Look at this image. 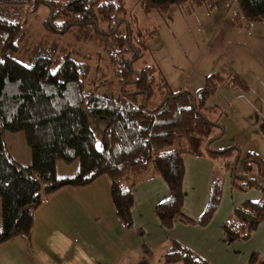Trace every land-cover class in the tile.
<instances>
[{
    "label": "trees",
    "instance_id": "trees-1",
    "mask_svg": "<svg viewBox=\"0 0 264 264\" xmlns=\"http://www.w3.org/2000/svg\"><path fill=\"white\" fill-rule=\"evenodd\" d=\"M214 1L143 0L141 17L125 0H0V244L30 239L33 211L49 194L102 175L111 181L116 215L126 227H132L134 187L156 176L170 190L169 198L155 206L161 225L194 223L183 212L184 159L198 155L202 145L208 157L227 160L234 187L262 190L259 200L243 201L222 224L230 242L250 237L264 221L259 181H264V159L248 151L238 172L242 152L237 144L211 148L224 127L209 118L214 108L207 105L223 86L246 92L248 83L235 71H222L205 76L196 92H174L147 48L158 28L154 11L166 15L177 6L190 15ZM235 2L238 28L264 23V0ZM93 125L101 129L99 144ZM213 128L217 132L211 134ZM6 130L23 132L29 165L11 155L3 140ZM58 160H77L79 173L59 178ZM221 196L216 177L199 224L211 221ZM178 261L208 264L172 240L165 262ZM247 264H264V259L254 253Z\"/></svg>",
    "mask_w": 264,
    "mask_h": 264
},
{
    "label": "crops",
    "instance_id": "crops-1",
    "mask_svg": "<svg viewBox=\"0 0 264 264\" xmlns=\"http://www.w3.org/2000/svg\"><path fill=\"white\" fill-rule=\"evenodd\" d=\"M238 11L235 0H216L195 8L190 15L172 6L166 15H157L158 28L147 48L174 92H196L205 76L214 72L235 71L242 76L250 87L248 91L223 86L207 102L224 127L223 135L210 147L222 150L237 144L242 152L240 160L248 151L264 159V23L238 28ZM208 159L200 151L184 159L183 190L190 192L189 165L195 182V214L204 211L210 196L213 175ZM30 160L26 158L21 164L29 165ZM73 163L58 160L57 176L77 175L79 166ZM110 186L109 177L102 175L88 185L64 186L49 194L33 211L30 239L14 237L0 244V264H154V252L166 251L172 240L202 256L183 239L188 228L182 222L166 229L158 220L155 206L170 196L162 177H146L134 187L132 227H126L116 215ZM262 196L263 192L259 199ZM233 208L222 212L216 209L210 227L223 224ZM183 209L185 215L195 217ZM249 242L248 255L254 252L264 257V221L245 239Z\"/></svg>",
    "mask_w": 264,
    "mask_h": 264
},
{
    "label": "rangeland",
    "instance_id": "rangeland-1",
    "mask_svg": "<svg viewBox=\"0 0 264 264\" xmlns=\"http://www.w3.org/2000/svg\"><path fill=\"white\" fill-rule=\"evenodd\" d=\"M125 1H126L127 7L132 12L137 13V15L141 17L143 16L142 15L143 0H125ZM157 15L161 17L162 14L159 11H154L155 18L157 17ZM151 17L152 16L148 18H151ZM141 19L143 22L146 20L145 17ZM34 20L35 19H33V21ZM102 91H103L102 89H99V92H102ZM212 97L209 99V102L212 99ZM217 114L218 113L216 111H211L208 113V116L211 120H215L217 117ZM93 122L95 121L93 120ZM93 129L96 131L97 144H99L101 129L98 130L94 125H93ZM214 132H215V128L212 129L211 134H213ZM3 140L7 148L9 149L11 155L20 164L26 158L31 159V151H30L29 146L26 144L25 137L22 131L12 132V131L6 130L4 131V134H3ZM199 149H200V152L206 155L205 146L203 145L199 146ZM208 158H209L208 160H210L211 162L210 172H211V176L213 175L212 179L217 177L222 182V196H221V201L217 208L219 212H222L224 208L225 210L228 211V209L240 205L243 201L247 199L250 200V198L248 197H254V199H251L253 201L259 200V197L261 196V192H262L260 188L253 187L251 189L244 191V190L238 189L233 186L232 184V178H233L232 171L233 170L231 167L226 165L227 160L222 159V158H210V157ZM231 160L233 162V158ZM59 161H62V160H59ZM73 164H77V167L79 166V162L77 160H75V163ZM241 165H242V161L238 160L237 165H236L238 172L241 171ZM188 168L189 169L187 173V179L190 185V188H189L190 192L187 194L188 191L185 189L183 190L186 193V196L184 197L183 208H186V210L189 211L190 213H194L197 209L196 200L194 197L195 182H194L193 176L191 175L192 170L190 169L189 165H188ZM253 175L254 176L257 175L256 171L253 172ZM259 181L263 184L262 179H259ZM206 205L207 203L205 204V207ZM201 213L200 214L194 213L195 217L190 216L195 220L194 223L184 224L178 221L182 224V226L188 228L186 232L183 234V239L185 240V242H187L189 245H192L195 249H197L200 253H202V256L200 255L201 258L204 256L203 259L207 260L209 262L208 264H247L250 257L254 254V252H250V255H248L247 251L249 249L250 242L245 243V239H237L232 242L228 241L224 234L222 224L220 223H213L211 227L209 223L206 225L199 224L198 221L201 216ZM256 245L260 246L259 243H256ZM169 246H167V248ZM186 247L191 248L189 246H186ZM165 253L166 251L163 249L161 250L159 249L156 252H154V254L152 255V257L155 259L154 264H182L179 261L174 262V263H166ZM258 255L260 259H264V257L260 253Z\"/></svg>",
    "mask_w": 264,
    "mask_h": 264
}]
</instances>
